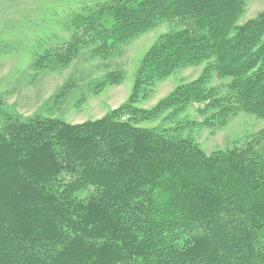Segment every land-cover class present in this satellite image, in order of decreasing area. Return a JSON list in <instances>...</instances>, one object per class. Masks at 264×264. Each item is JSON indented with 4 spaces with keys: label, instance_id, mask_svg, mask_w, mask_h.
Masks as SVG:
<instances>
[{
    "label": "trees",
    "instance_id": "1",
    "mask_svg": "<svg viewBox=\"0 0 264 264\" xmlns=\"http://www.w3.org/2000/svg\"><path fill=\"white\" fill-rule=\"evenodd\" d=\"M246 7L112 0L73 17L71 39L34 68H65L91 46L120 54L162 22L172 29L147 50L128 99L100 118L24 117L0 99V264H264V127L212 152L179 134L241 112L264 117V10L239 23ZM203 63L197 78L139 106L159 81ZM124 78L111 71L97 90Z\"/></svg>",
    "mask_w": 264,
    "mask_h": 264
},
{
    "label": "rangeland",
    "instance_id": "2",
    "mask_svg": "<svg viewBox=\"0 0 264 264\" xmlns=\"http://www.w3.org/2000/svg\"><path fill=\"white\" fill-rule=\"evenodd\" d=\"M112 0H0V99L5 111L26 117L51 115L70 123L102 117L125 102L133 91L138 69L147 50L164 33L172 29L165 21L121 46L120 54H93V47L84 48L67 67L56 70L34 68L37 58L50 47L70 40L74 33L73 17ZM264 10V0H247L239 23ZM206 63L180 69L159 81L147 100L139 106L150 108L183 82L197 78ZM111 71L124 72L119 84L97 90ZM221 79H214L220 83ZM71 84L64 95H56L61 87ZM73 85V86H72ZM194 118L180 115L177 122ZM162 122V121H161ZM143 126H160L145 121ZM264 127V117L241 112L220 128H199L189 124L179 131L192 135L207 152L233 147Z\"/></svg>",
    "mask_w": 264,
    "mask_h": 264
}]
</instances>
